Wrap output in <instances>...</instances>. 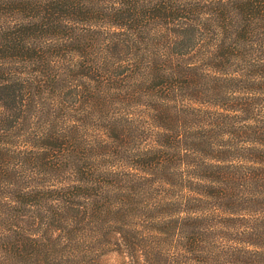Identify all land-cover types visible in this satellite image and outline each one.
I'll return each mask as SVG.
<instances>
[{"label": "trees", "instance_id": "obj_1", "mask_svg": "<svg viewBox=\"0 0 264 264\" xmlns=\"http://www.w3.org/2000/svg\"><path fill=\"white\" fill-rule=\"evenodd\" d=\"M0 264H264V0H0Z\"/></svg>", "mask_w": 264, "mask_h": 264}, {"label": "rangeland", "instance_id": "obj_2", "mask_svg": "<svg viewBox=\"0 0 264 264\" xmlns=\"http://www.w3.org/2000/svg\"><path fill=\"white\" fill-rule=\"evenodd\" d=\"M112 259L110 258V259H108V263L111 261Z\"/></svg>", "mask_w": 264, "mask_h": 264}]
</instances>
